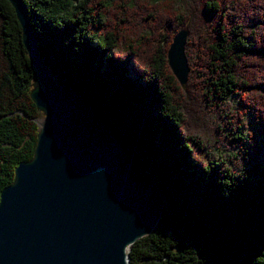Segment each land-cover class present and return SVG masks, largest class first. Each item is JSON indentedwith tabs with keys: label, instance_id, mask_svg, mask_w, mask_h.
Returning <instances> with one entry per match:
<instances>
[{
	"label": "trees",
	"instance_id": "obj_1",
	"mask_svg": "<svg viewBox=\"0 0 264 264\" xmlns=\"http://www.w3.org/2000/svg\"><path fill=\"white\" fill-rule=\"evenodd\" d=\"M22 1L49 69L91 102L163 208L130 264H264V0ZM185 26L182 87L168 52ZM35 78L0 0V193L35 155Z\"/></svg>",
	"mask_w": 264,
	"mask_h": 264
},
{
	"label": "water",
	"instance_id": "obj_2",
	"mask_svg": "<svg viewBox=\"0 0 264 264\" xmlns=\"http://www.w3.org/2000/svg\"><path fill=\"white\" fill-rule=\"evenodd\" d=\"M36 70L31 97L44 119L35 155L0 194V264H130V248L153 233L163 208L141 184L113 129L41 56L30 12L8 0ZM183 27L168 52L182 87L190 75Z\"/></svg>",
	"mask_w": 264,
	"mask_h": 264
},
{
	"label": "rangeland",
	"instance_id": "obj_3",
	"mask_svg": "<svg viewBox=\"0 0 264 264\" xmlns=\"http://www.w3.org/2000/svg\"><path fill=\"white\" fill-rule=\"evenodd\" d=\"M143 2H145L144 0H142ZM140 4H142V3H140ZM137 7H138V5H136ZM139 9V8H138ZM137 16V18H138V20H141L142 18H144L145 16H146V14H145V12H143L142 14H139V15H136ZM189 37H190V35H189ZM208 111H205V109H204V111L207 113V115L208 116H204L203 114H201L200 113V117H201V119H205V118H210V119H208V127L206 126V128L205 129H202V130H204V131H206L207 133H208V135H210V137H212L213 135H212V132L213 131H215V127H216V125H215V122H216V119H217V114H218V112H216V113H214L213 111V108H211V107H208V109H207ZM223 110H221V112H222ZM220 112V111H219ZM42 119H44V115H42V117L40 118V120H42ZM231 144V145H230ZM229 147V150L230 151H232V152H234L235 154H237V150L235 149V148H233L232 147V142H229L228 141V145L226 144V147H223L224 148V150H226L227 151V149L226 148H228Z\"/></svg>",
	"mask_w": 264,
	"mask_h": 264
},
{
	"label": "bare ground",
	"instance_id": "obj_4",
	"mask_svg": "<svg viewBox=\"0 0 264 264\" xmlns=\"http://www.w3.org/2000/svg\"><path fill=\"white\" fill-rule=\"evenodd\" d=\"M41 122H42V120H41Z\"/></svg>",
	"mask_w": 264,
	"mask_h": 264
}]
</instances>
